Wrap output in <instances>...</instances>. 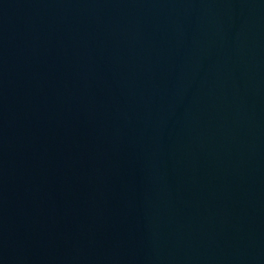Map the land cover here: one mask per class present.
Wrapping results in <instances>:
<instances>
[{
	"label": "water",
	"instance_id": "95a60500",
	"mask_svg": "<svg viewBox=\"0 0 264 264\" xmlns=\"http://www.w3.org/2000/svg\"><path fill=\"white\" fill-rule=\"evenodd\" d=\"M0 264H264V0H0Z\"/></svg>",
	"mask_w": 264,
	"mask_h": 264
}]
</instances>
